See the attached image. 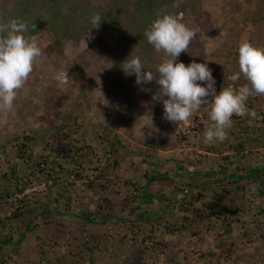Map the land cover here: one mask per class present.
<instances>
[{"label": "trees", "instance_id": "16d2710c", "mask_svg": "<svg viewBox=\"0 0 264 264\" xmlns=\"http://www.w3.org/2000/svg\"><path fill=\"white\" fill-rule=\"evenodd\" d=\"M203 4V0H0V23L25 21V35L36 37L43 50L21 90L34 91L45 78L62 88L60 96L71 90L70 112L86 115L93 110L96 137L77 138L69 145L55 140L39 153L23 143L16 145L6 178L1 171L4 157L11 151L2 148L0 264L29 238L32 243L27 252L35 256L36 249V264L41 263V256L50 264L47 255L55 264H120L125 248L131 251L130 264H142L148 258L142 254L162 251L165 241L158 227L163 219L167 222L175 216V227L170 229L169 223H164V229L167 237L178 240L182 234L185 240L186 244L180 242L171 253L177 263L229 264L228 259L240 262L238 258L243 257L246 264H264V105L255 103V108L249 101V111L259 109L255 118L238 120L233 116L228 138L206 145V107L192 116L194 120L199 114L204 118L197 127L165 121L163 102L153 100L159 85L155 81L137 85L135 75L128 76L121 68L128 58L139 57L145 70L157 75L164 56L148 44L145 30L158 13H183V22L190 28L204 29L207 16ZM97 13L103 19L98 28H92L89 18ZM237 27L232 36L246 33L252 34L250 39L256 38L264 32V9ZM89 30L93 38L85 40L86 47L82 41ZM44 38L49 43H44ZM91 45L95 53L89 51ZM176 62L192 63L188 52L181 53ZM61 70L68 73L66 84L53 78ZM238 81L234 82L236 88L245 83L244 79ZM95 91L99 102L88 100ZM103 117L111 122L101 121ZM136 118L155 121L136 130ZM77 120L82 119L75 116L70 121ZM80 127L76 128L81 131ZM30 141L29 145H39L32 143V138ZM184 145L200 153L193 152L188 159L175 152L176 146ZM165 146L167 153L158 151ZM70 175L82 181V192L72 189L67 181ZM29 176L51 180L46 198L13 200ZM136 210L140 213L132 220L121 217L124 213L130 217ZM61 219L69 222L62 233L73 239H55L54 246L46 250L42 246L48 238L53 239L51 229L61 227ZM41 228L42 236L38 234ZM205 238L224 243L233 239L228 245L234 252L229 253L225 244L227 250L206 254ZM29 260L28 256L21 264H30Z\"/></svg>", "mask_w": 264, "mask_h": 264}, {"label": "clouds", "instance_id": "9594fccd", "mask_svg": "<svg viewBox=\"0 0 264 264\" xmlns=\"http://www.w3.org/2000/svg\"><path fill=\"white\" fill-rule=\"evenodd\" d=\"M102 19L100 14H93L89 18L92 28H98ZM27 31L28 25L23 20L0 23V113L13 111L19 90L25 87L43 55L36 37H27ZM196 36L197 32L183 22V13H158L144 32L148 44L164 56L157 65V75L146 71L139 57L128 58L121 68L128 76L135 75L137 85L152 81L159 85L153 100L163 102V118L177 126L188 124L195 112L206 107L208 119L204 121L203 142L212 145L228 138L233 116L255 118L256 113L249 112L247 102L251 97L264 96V47L241 42L237 50L239 71L229 79L236 82L243 77L245 83L238 88L223 87L217 94L216 81L207 64L193 61L185 66L176 62ZM92 38L89 30L82 42L86 46L85 40ZM53 78L66 84L69 76L66 70H61Z\"/></svg>", "mask_w": 264, "mask_h": 264}, {"label": "rangeland", "instance_id": "374dc122", "mask_svg": "<svg viewBox=\"0 0 264 264\" xmlns=\"http://www.w3.org/2000/svg\"><path fill=\"white\" fill-rule=\"evenodd\" d=\"M204 4L202 6L203 10H206V16L207 20L205 23V28L203 29L201 26L197 27L196 25L193 26L192 29H194L197 32L196 38L191 42L190 47L188 49V54L190 56L191 61H195L196 63H205L207 64L208 68L212 71V76L217 80V78L221 74H227L229 76L237 73L239 71V65H238V56H234V53H238V46L240 45V42H249L255 47H264V32L260 33L256 38L250 39L252 37V34L250 36H246L245 34H238L237 36L234 34L232 36V33H236L238 27L242 23L243 20L250 19L257 15L258 10L264 9V0H251L250 5L249 0H203ZM256 1V2H254ZM254 2V3H253ZM259 4V8H257L256 4ZM250 10V12H248ZM256 11V12H255ZM254 13V14H253ZM232 32V33H231ZM242 36V37H241ZM244 38L245 40H241ZM45 39L44 43H49L48 40ZM251 41V42H250ZM94 46V45H93ZM90 52H94L92 48V45L88 48ZM87 49V50H88ZM61 65L63 63L59 61ZM35 70V69H34ZM241 80L243 81V77H241ZM237 83L239 81H236ZM200 83V82H198ZM201 86H205L206 84L201 83ZM215 87V85H214ZM62 91V88L57 87L55 84L53 85L52 81L48 78H45L41 84V86L34 90V91H26V90H19L17 99L14 102V109L12 112L4 114L0 113V152L3 150L11 151V154L6 155L4 157L5 162L2 166L1 173H5L8 171V169L11 167V164L13 162V156L15 154L16 145L20 147V144L23 143L26 148H29L34 152H40L42 147H48L51 145L53 141L60 142L61 144L69 145L73 142V140L80 138L82 140H88L95 137V126H92V123H95L93 119L95 116L92 114H86L85 115V109H82L84 113L79 111L78 113H73L71 111V105H73L72 100H70L69 97L72 99L74 98L72 95H70L71 90H67L68 95H62L60 96ZM93 96L90 97L88 100L93 102H99V95H97V92L95 91ZM252 102V106L255 105V108H257V104L264 105L263 97L256 96L249 98L247 105ZM264 109V108H263ZM259 111V109H256ZM256 110H250L249 112H255ZM23 114V115H22ZM69 114H70V120L75 119V116L77 118L82 119L81 121H70L69 120ZM66 115L65 119H62V116ZM92 115V116H91ZM155 115V114H154ZM198 117V121H204V118L207 116V110L204 113V118ZM195 118L190 119L189 126H193ZM238 120H241V117H237ZM85 120V121H84ZM165 120V119H164ZM101 121H105V123H110L111 121L108 120V118L101 119ZM133 121H135L136 130H141L139 126L144 127V123H153V120L150 119H144L141 120L140 118H136ZM140 121H143L140 122ZM166 121V120H165ZM78 125H81L79 131V128L76 127ZM97 125V124H96ZM149 125V124H148ZM202 126V125H201ZM73 133H76V135H73ZM62 135H67V138H63ZM150 135H154L153 131L150 133ZM151 136V137H152ZM31 138L39 143V145H29L28 142L31 140ZM17 139L20 141L18 142ZM152 139V138H151ZM31 143V141H30ZM149 143H151V140H149ZM164 150H167L168 147L165 146L163 148ZM189 149V150H188ZM182 150V151H181ZM197 153H200L199 150H196ZM194 148L189 147H179L176 146L175 152L181 153L183 156H186V158L190 159V155L192 156L193 152H196ZM256 151H254L255 153ZM14 153V154H13ZM13 154V155H12ZM198 155V154H197ZM188 156V157H187ZM210 159V158H208ZM200 164L202 163L200 159ZM16 161V166H18ZM202 166V164H201ZM96 175V173H92ZM91 174V176H93ZM2 175V174H1ZM6 174H4L5 176ZM73 176V175H71ZM74 177V176H73ZM122 177V176H120ZM2 178V177H1ZM6 178V176H5ZM75 178V177H74ZM76 179V178H75ZM77 181L82 182L79 179H76ZM74 185V184H72ZM75 186V185H74ZM72 187L73 190L82 192V190L79 189V187ZM46 198V197H45ZM140 211L136 210L134 212V215L130 216L127 214L121 215L122 218L127 219H134L136 214H139ZM66 219V216L64 217ZM65 219H61L62 226H54L51 229V232H53V236H50V232L48 231V236L52 237L48 238L45 242V245L42 246L46 250H49V246H54V241L57 239V242L61 241L60 239L63 237V242L65 239H69V242L71 239H73L68 234L62 233L63 229H66L69 227V222ZM177 217L170 218L167 222L163 219L161 221V225L159 229V236H161V239L164 238L165 244H160L162 251L160 250H152V253L150 254H142V256H148V258L145 257V263L142 264H179L174 260V256L171 254L174 251V248L177 249V244L181 242V244H186L185 240L183 239V236H179L178 240H173L169 236L167 237L165 232L166 229H164V223L167 226L166 223H169L170 229L175 227ZM58 225V222H57ZM109 225L105 226L107 229L112 230L111 228H108ZM43 228L38 230V234H43ZM42 236V235H41ZM83 241L84 238H82ZM50 240V241H48ZM233 241L229 240L228 242H222L220 240H216L214 238H205V243L203 247V252L206 254V251H209L211 254L215 253L217 251H222L223 249L227 250L225 244L228 245L230 242ZM31 238L24 240L22 247L18 248L15 252L10 256L9 260H6L5 264H21L22 262H27V257H30V264H36V249L34 250L35 256H33V253L27 252V249L31 248ZM61 245V243H60ZM69 245H73L72 242ZM157 245L156 247L160 246ZM231 245V244H230ZM229 247V250L233 253L234 248L231 246ZM173 248V249H172ZM130 251V249H129ZM128 248H125L121 252V261L120 264H130V254ZM133 251V250H132ZM134 252V251H133ZM29 253V254H27ZM42 257V256H41ZM40 257V264H47L48 262H44L43 259ZM46 258L51 259L50 264L53 263L54 258L49 257L48 255ZM257 258V257H255ZM45 259V258H44ZM240 262L236 261L233 262V260H229V264H246L244 263L245 259L243 257H239ZM258 259V258H257ZM258 262V261H257ZM69 264V261H68ZM98 264V263H97ZM101 264V263H99ZM190 264H193L191 262Z\"/></svg>", "mask_w": 264, "mask_h": 264}, {"label": "built area", "instance_id": "2783aa9c", "mask_svg": "<svg viewBox=\"0 0 264 264\" xmlns=\"http://www.w3.org/2000/svg\"><path fill=\"white\" fill-rule=\"evenodd\" d=\"M232 86L235 87L234 82L225 76H220L216 81V91L217 94L223 89V87ZM201 124V121H194L193 126L197 127ZM191 126V127H193ZM69 184H74V187H79L80 190H83V184L80 181H77L73 176H69L68 180ZM24 186L19 187V193L13 197V200H21V199H29L31 201H38L43 199L50 187L52 186L51 180L47 178H37L27 177L23 182ZM72 186V187H73Z\"/></svg>", "mask_w": 264, "mask_h": 264}, {"label": "crops", "instance_id": "0c3cea01", "mask_svg": "<svg viewBox=\"0 0 264 264\" xmlns=\"http://www.w3.org/2000/svg\"><path fill=\"white\" fill-rule=\"evenodd\" d=\"M149 145H151V144H149ZM137 146H138V145H137ZM151 146H152V145H151ZM158 149H159L158 151L161 152V153H167V151H164L163 148H160V147H159ZM155 151H156V150H155Z\"/></svg>", "mask_w": 264, "mask_h": 264}]
</instances>
